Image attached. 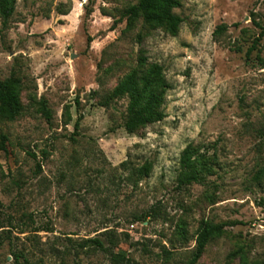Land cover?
<instances>
[{"label":"rangeland","instance_id":"374dc122","mask_svg":"<svg viewBox=\"0 0 264 264\" xmlns=\"http://www.w3.org/2000/svg\"><path fill=\"white\" fill-rule=\"evenodd\" d=\"M138 1L0 15L24 105L0 117V264H193L204 222L223 229L194 264H264V0H182L177 35L131 18ZM143 61L164 68L166 117L129 133L128 97L107 100ZM191 143L212 170L181 185Z\"/></svg>","mask_w":264,"mask_h":264},{"label":"trees","instance_id":"16d2710c","mask_svg":"<svg viewBox=\"0 0 264 264\" xmlns=\"http://www.w3.org/2000/svg\"><path fill=\"white\" fill-rule=\"evenodd\" d=\"M16 1L0 0V15L4 18V22H7L14 13ZM181 2L182 0H139L128 8V14L131 18L141 17L144 23L164 27L172 35H177L184 19L174 10L181 6ZM222 28L223 26H219V29ZM254 46L255 44L252 48H255ZM252 48L248 50V53L252 51ZM169 88L170 84L165 77L163 66L143 61L139 67L128 73L118 83L109 95L107 103L128 97L124 127L127 132L134 133L140 127L159 122L166 117L163 105ZM22 91L23 83L20 77L12 75L0 80L1 118L13 121L23 113ZM40 108L46 118L50 120L51 112L44 100L40 101ZM180 165L179 182L181 185L203 184L212 170L206 157L200 154L198 147L192 143L184 149ZM151 168V164L146 163L141 168V174L147 175ZM222 229L221 225L208 222L201 225L193 254V264L203 254L210 238L215 234H220ZM240 264L262 263H249L242 257Z\"/></svg>","mask_w":264,"mask_h":264}]
</instances>
